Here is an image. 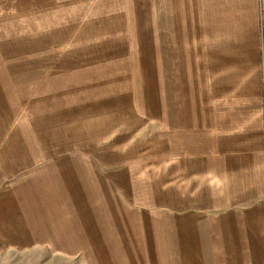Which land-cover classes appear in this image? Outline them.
<instances>
[{
  "label": "crops",
  "instance_id": "1",
  "mask_svg": "<svg viewBox=\"0 0 264 264\" xmlns=\"http://www.w3.org/2000/svg\"><path fill=\"white\" fill-rule=\"evenodd\" d=\"M74 1L0 0V10L24 12L43 5L42 19L27 16L17 22L46 23L49 30L58 24L61 33L75 17L84 15L79 12L86 4ZM80 22L90 23V29L84 30L90 46L123 49V59L108 63L110 71L111 66H121L116 89H122L118 96L123 99V165L116 169L121 164L120 158L115 159L119 151L112 161L110 152L107 158L83 152L60 156L57 164L65 167L71 162L75 169L77 183L68 182L69 192L79 188L85 192L90 201L85 216L91 208L92 213L101 214L98 206H104L112 254L122 247L126 254L134 252L128 243L142 233L136 226L140 218L144 224L153 221L162 245L173 250L179 242L184 247L155 253L160 260L165 256L170 264H190V245L186 247L185 241L194 231L182 230V223L195 226L194 237L202 248L200 264H211V243L219 244V257H231L233 245H223L231 239L224 225L229 223L226 214L212 217L207 213L220 208L215 200L199 198L200 203L192 205L196 210H190L188 202L179 203L175 197L167 198L171 206L161 199L167 190L183 193L186 178L178 177L192 175L198 178L193 190H203L211 176H219L224 190L235 192L234 199L241 197L237 204L256 208L264 202V198L250 195L248 200L239 194L251 189L247 185L255 187L264 174L260 130L264 123V0H91L89 18ZM107 93L116 100L111 88ZM167 184L171 187L163 188ZM115 187L123 191L121 197L114 193ZM115 209H121L124 231L114 227ZM258 212L251 210L253 218ZM68 213L76 220L82 215L78 210ZM214 223L224 229L218 237ZM2 239L0 235V247ZM112 239L117 240L114 250ZM123 264L132 263L128 259Z\"/></svg>",
  "mask_w": 264,
  "mask_h": 264
},
{
  "label": "rangeland",
  "instance_id": "2",
  "mask_svg": "<svg viewBox=\"0 0 264 264\" xmlns=\"http://www.w3.org/2000/svg\"><path fill=\"white\" fill-rule=\"evenodd\" d=\"M72 3H85L79 12L84 15L75 17L61 33L58 24L49 30L46 23L38 26L17 22L27 16L42 19L46 12L43 5L24 12L0 10V264H123L128 259L132 264H170L165 256L160 260L155 253H172L184 247L178 242L175 249L171 250L170 245L168 249L161 239L157 240L153 221L144 224L140 218L136 226L142 233L128 243L134 252L126 254L122 247L117 254L110 253L104 206H98L101 214L92 213L91 208L85 216L90 211L85 192L80 188L68 190L69 181L77 183L73 164L63 167L55 162L72 152L104 158L110 152L112 161L113 154L119 151L115 159L120 158L121 164L116 169L123 165V99L118 96L122 89H116L121 82V66H111L112 71L108 68L111 61L123 59V49L90 46V36L84 33L90 23L80 21L89 18L91 0ZM73 44L78 46L70 48ZM110 88L115 101L108 97ZM260 130L264 137V123ZM26 169L33 170L25 174ZM182 178H186L183 193L164 191L162 204L175 197L177 202H188L190 210H196L193 203L210 197L220 208L207 210L208 215L226 214L229 221L224 225L231 239L223 245H233L232 256L219 257V244L211 243V264H221L223 259L225 264H264V202L256 208L237 204L236 199L241 197L234 199L235 192L224 190L219 176H211V182L201 191L193 190L198 178L180 176L178 180ZM257 181L255 187L247 185L245 188L251 189L239 194L248 200L250 195L264 198V174ZM166 186L171 187L167 184L163 188ZM115 190L121 197V188ZM32 209L33 215H21ZM254 209L259 212L253 218ZM77 210L82 215L76 220L68 212L76 214ZM115 211L114 227L124 231L121 209ZM233 219L239 222L232 223ZM181 225L182 230L196 231L193 224ZM222 230L214 223L216 237ZM194 232L185 246L190 245L189 263L200 264L198 254L202 248H198ZM116 239H112V250L117 248Z\"/></svg>",
  "mask_w": 264,
  "mask_h": 264
}]
</instances>
